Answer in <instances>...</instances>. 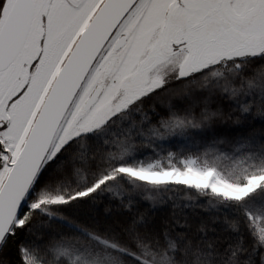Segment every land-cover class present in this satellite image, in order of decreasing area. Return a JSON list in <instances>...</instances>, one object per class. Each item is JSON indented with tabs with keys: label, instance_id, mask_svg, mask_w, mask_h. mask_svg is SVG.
Masks as SVG:
<instances>
[{
	"label": "snow or ice",
	"instance_id": "6c2138e0",
	"mask_svg": "<svg viewBox=\"0 0 264 264\" xmlns=\"http://www.w3.org/2000/svg\"><path fill=\"white\" fill-rule=\"evenodd\" d=\"M0 264H264V0H0Z\"/></svg>",
	"mask_w": 264,
	"mask_h": 264
}]
</instances>
